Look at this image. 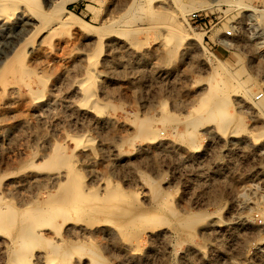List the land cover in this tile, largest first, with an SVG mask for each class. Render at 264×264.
<instances>
[{"label":"rangeland","instance_id":"obj_1","mask_svg":"<svg viewBox=\"0 0 264 264\" xmlns=\"http://www.w3.org/2000/svg\"><path fill=\"white\" fill-rule=\"evenodd\" d=\"M49 1L0 10V215L43 212L27 262L264 264V0Z\"/></svg>","mask_w":264,"mask_h":264},{"label":"bare ground","instance_id":"obj_2","mask_svg":"<svg viewBox=\"0 0 264 264\" xmlns=\"http://www.w3.org/2000/svg\"><path fill=\"white\" fill-rule=\"evenodd\" d=\"M17 1L18 0H4V3H3V5L0 7V10H10V9H15L14 8V6H15V3H17ZM45 1H47V3H49L50 1L49 0H45ZM37 2H38V0H37ZM38 6H39V4H38ZM63 8V7H62ZM23 15V14H22ZM60 23V22H59ZM62 23V22H61ZM27 25H30V26H32V22L29 20V19H26V20H24V25L23 26H27ZM227 97H223V96H218V97H213V98H210V97H203L202 98V100H201V103H200V105L198 106V111H200V112H208L209 110H210V108L208 109V106H210L211 108H213L214 107V109H218L219 108V106H220V104L222 103V101H225V99H226ZM221 123V127H222V125H224V122H220ZM62 158V157H61ZM62 160H63V158H62ZM63 195V194H62ZM65 196V195H64ZM63 197V196H62ZM61 199V198H60ZM62 200V199H61ZM1 201V200H0ZM58 202H59V200H57ZM44 203H46V202H44ZM52 203V202H51ZM51 203H49V204H51ZM63 203V202H62ZM47 205H48V203H46ZM53 204V203H52ZM56 204V203H55ZM57 204H59V203H57ZM65 204V203H64ZM73 204V203H72ZM71 204V205H72ZM38 205H40V203L38 204ZM46 205V206H47ZM66 205H68V204H66ZM36 206V205H35ZM44 206V205H43ZM54 206H56V205H54ZM53 206V207H54ZM76 206V205H75ZM78 206V205H77ZM8 207H9V205H8ZM45 207V206H44ZM44 207H43V209H44ZM50 207V206H49ZM66 207V206H65ZM64 207V208H65ZM39 208V207H38ZM47 208V207H46ZM50 209V208H49ZM69 210V209H68ZM7 211V210H6ZM9 211H11L10 212V215L8 216V214H7V216H2V213H1V215H0V226L2 225V223H6V222H9V220L10 221H12V222H14V223H17L18 224V226H17V228H16V230H15V234H14V238H13V242H14V249H13V253H12V261H13V263L14 264H29V262H27V257L25 256V253L27 252V253H31V247H30V243L29 242H31L30 241V239L31 238H33V237H35L36 235H37V233H31V232H29L30 230V228H31V230L33 231V229H32V227L33 226H31V225H34V223L32 222V224L30 223V221H26L25 220V217H27L28 218V220H29V218H34L35 219V221L34 222H36L37 220V218L40 220L41 218H39L42 214H43V212L41 211V210H36V211H26L27 213L25 214V212H24V214H22V216H18V213H17V210H14V209H12V210H9ZM50 211H51V209H50ZM64 209L63 208H61V205H59L58 207H56L52 212H53V214L55 215H63L64 214ZM19 212V211H18ZM4 213H6V212H4ZM7 213H9V212H7ZM46 214H47V212H46ZM48 215H50V218H51V215L52 214H48ZM66 215V214H65ZM46 215H44V217H45ZM53 216V215H52ZM7 217V218H6ZM22 217H23V219H22ZM53 217H56V216H53ZM58 217V216H57ZM63 217V216H62ZM46 218H48V217H46ZM61 218V217H60ZM66 218H67V216H66ZM66 218H64V219H66ZM54 219V218H53ZM56 219V218H55ZM42 220V219H41ZM26 221V222H25ZM49 221V220H48ZM52 221V220H51ZM221 225V224H220ZM15 226H16V224H15ZM59 226V225H58ZM216 226V225H215ZM219 226V225H218ZM215 229V228H214ZM35 231V230H34ZM71 233V232H70ZM37 236H39V235H37ZM64 242V241H63ZM62 242V243H63ZM61 244V243H60ZM66 244H68V243H66ZM65 244V245H66ZM57 248H56V252L57 251H61L62 249H60L61 248V246L60 245H57L56 246ZM138 248V247H137ZM66 252H68L69 251V248H68V246H67V250H65ZM65 252V253H66ZM64 253V252H63ZM98 255V254H97ZM98 257V256H97ZM95 259V258H94ZM94 259H93V261H94ZM49 260V259H48ZM96 260V259H95ZM97 262L99 263V262H101V261H98V259H97ZM97 263V264H98ZM95 264H96V262H95Z\"/></svg>","mask_w":264,"mask_h":264},{"label":"built area","instance_id":"obj_3","mask_svg":"<svg viewBox=\"0 0 264 264\" xmlns=\"http://www.w3.org/2000/svg\"><path fill=\"white\" fill-rule=\"evenodd\" d=\"M198 17H199L198 14L193 13L192 16H191V20H193L195 23L196 22H200L202 19L201 18H198ZM233 35H234L233 34V30H227L225 37L227 39H229V38L233 37Z\"/></svg>","mask_w":264,"mask_h":264}]
</instances>
